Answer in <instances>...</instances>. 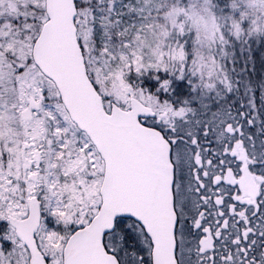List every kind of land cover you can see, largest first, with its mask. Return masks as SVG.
Segmentation results:
<instances>
[{
	"label": "snow or ice",
	"instance_id": "6c2138e0",
	"mask_svg": "<svg viewBox=\"0 0 264 264\" xmlns=\"http://www.w3.org/2000/svg\"><path fill=\"white\" fill-rule=\"evenodd\" d=\"M0 264H264V0H0Z\"/></svg>",
	"mask_w": 264,
	"mask_h": 264
}]
</instances>
